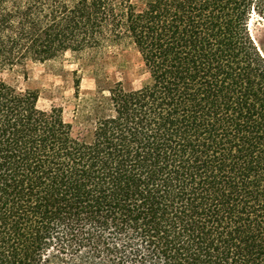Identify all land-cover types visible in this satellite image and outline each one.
<instances>
[{
	"label": "trees",
	"instance_id": "obj_1",
	"mask_svg": "<svg viewBox=\"0 0 264 264\" xmlns=\"http://www.w3.org/2000/svg\"><path fill=\"white\" fill-rule=\"evenodd\" d=\"M142 2L0 0L1 69L129 42L143 77L89 139L0 82V264H264V0Z\"/></svg>",
	"mask_w": 264,
	"mask_h": 264
},
{
	"label": "rangeland",
	"instance_id": "obj_2",
	"mask_svg": "<svg viewBox=\"0 0 264 264\" xmlns=\"http://www.w3.org/2000/svg\"><path fill=\"white\" fill-rule=\"evenodd\" d=\"M134 1L143 3L142 0ZM250 27L263 50L264 20L255 16ZM140 70V54L133 44L125 42L105 51L95 62L86 63L81 55L67 52L45 62L28 61L15 70L0 68V82L14 86L19 92H36L41 112L60 110L65 120L73 125L75 135L89 139L93 109L101 95H107L118 81L126 86H139L143 80ZM77 78L81 80L79 96L75 88Z\"/></svg>",
	"mask_w": 264,
	"mask_h": 264
}]
</instances>
